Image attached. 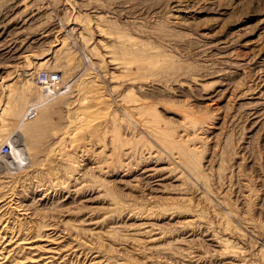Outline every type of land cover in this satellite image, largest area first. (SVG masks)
Segmentation results:
<instances>
[{
  "label": "rangeland",
  "instance_id": "obj_1",
  "mask_svg": "<svg viewBox=\"0 0 264 264\" xmlns=\"http://www.w3.org/2000/svg\"><path fill=\"white\" fill-rule=\"evenodd\" d=\"M0 117V264H264V0H0Z\"/></svg>",
  "mask_w": 264,
  "mask_h": 264
},
{
  "label": "bare ground",
  "instance_id": "obj_2",
  "mask_svg": "<svg viewBox=\"0 0 264 264\" xmlns=\"http://www.w3.org/2000/svg\"><path fill=\"white\" fill-rule=\"evenodd\" d=\"M64 46V45H63ZM109 51V50H108ZM107 52V51H106ZM106 56V55H105ZM112 59H113V57H112ZM116 60V59H115ZM114 60V61H115ZM91 61V60H90ZM45 64V61H43L42 63H39V66H43ZM96 65H97V63H95ZM71 65V64H70ZM93 65H94V63H93ZM88 72V71H87ZM56 73H59V72H56ZM40 74H41V72L39 73V75H38V78H37V80H39V76H40ZM59 74H61V73H59ZM62 75V74H61ZM63 76V75H62ZM63 81H64V88H61V89H59V90H56L54 93L53 92H47L46 90H45V94H44V98H46L47 99V101L48 100H51V99H55L56 97H58V96H60V95H64V94H66L67 92H68V90H69V87H70V85H72L71 84V82H70V80H69V82H67V81H65L64 79H63ZM29 83V82H28ZM39 83V85H41L40 84V82H38ZM31 84L32 83H30V84H28V85H26L27 87H31ZM33 85V84H32ZM66 85H67V87H66ZM42 86V85H41ZM10 87V86H9ZM43 87V86H42ZM64 90L62 93L61 92H59L60 90ZM13 96V95H12ZM45 105V104H44ZM40 107H41V104H37V105H34L32 108H31V112H35V110H36V112H35V116L34 117H30V113H28V118L29 119H36V117L38 116V110L40 109ZM46 108V107H45ZM44 108V109H45ZM7 109V108H6ZM6 109H5V111H6ZM46 110V109H45ZM21 113H22V111H20L19 109H17L16 107L11 111V115L13 116V118H18V117H20L21 116ZM4 114H5V112L3 113V115H2V117L4 116ZM48 117V116H47ZM1 118V117H0ZM4 119V118H3ZM28 119V120H29ZM18 125H19V123H18ZM24 125V124H23ZM26 125V124H25ZM25 125H24V127H25ZM18 127V126H17ZM23 127V126H22ZM20 128H21V126H20ZM25 130V132H28V133H30L31 132V129H30V127H28V125L26 126V128L24 129ZM27 134V133H26ZM10 137V136H9ZM6 141V140H5ZM4 141V142H5ZM2 239H3V237H2ZM6 238H4V240H5ZM19 240V239H18ZM5 242V241H4ZM12 239H10L9 240V242L6 244V247L9 249V247L8 246H12L13 244H14V242H12ZM55 242V241H54ZM23 244V243H22ZM17 245H19V244H17ZM6 249V248H5ZM4 249V250H5ZM2 250V249H1ZM3 250V251H4ZM6 251V250H5ZM13 251V250H12ZM10 253V252H9ZM5 254V253H4ZM4 254H3V252L2 251H0V258L2 257V258H7V257H5L4 256ZM50 257V256H49ZM9 258V257H8ZM48 258V257H47Z\"/></svg>",
  "mask_w": 264,
  "mask_h": 264
},
{
  "label": "built area",
  "instance_id": "obj_3",
  "mask_svg": "<svg viewBox=\"0 0 264 264\" xmlns=\"http://www.w3.org/2000/svg\"><path fill=\"white\" fill-rule=\"evenodd\" d=\"M40 84L43 86L44 90L47 92H55L56 90H59L61 88H64V81H63V76L59 73L56 72H48V71H42L39 80ZM64 90H60L59 92H63ZM32 110L29 111L30 117L35 116V112H31ZM11 148L9 146L4 147V152L9 153Z\"/></svg>",
  "mask_w": 264,
  "mask_h": 264
}]
</instances>
